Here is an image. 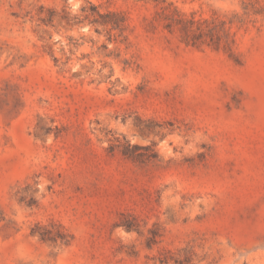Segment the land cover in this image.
<instances>
[{
  "label": "rangeland",
  "instance_id": "obj_1",
  "mask_svg": "<svg viewBox=\"0 0 264 264\" xmlns=\"http://www.w3.org/2000/svg\"><path fill=\"white\" fill-rule=\"evenodd\" d=\"M175 259L264 264V0H0V264Z\"/></svg>",
  "mask_w": 264,
  "mask_h": 264
},
{
  "label": "trees",
  "instance_id": "obj_2",
  "mask_svg": "<svg viewBox=\"0 0 264 264\" xmlns=\"http://www.w3.org/2000/svg\"><path fill=\"white\" fill-rule=\"evenodd\" d=\"M245 8H249V3H246ZM92 11H86L87 12L86 16L90 17L92 16V21H97V22H103V23H109L112 24L113 26H118L119 25V21H124V15H120L118 12L116 11H108V12H101L99 9L97 8H91ZM120 17V20L118 19ZM239 20L244 21V17H239ZM186 42H189L190 40L188 38L185 37ZM162 263L164 262H168L169 259H160ZM176 264H191L187 261H182L179 259H175Z\"/></svg>",
  "mask_w": 264,
  "mask_h": 264
}]
</instances>
